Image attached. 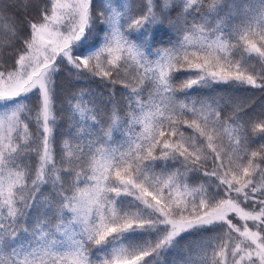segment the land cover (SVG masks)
Here are the masks:
<instances>
[{
    "label": "snow or ice",
    "instance_id": "6c2138e0",
    "mask_svg": "<svg viewBox=\"0 0 264 264\" xmlns=\"http://www.w3.org/2000/svg\"><path fill=\"white\" fill-rule=\"evenodd\" d=\"M0 264H264V0H0Z\"/></svg>",
    "mask_w": 264,
    "mask_h": 264
},
{
    "label": "trees",
    "instance_id": "16d2710c",
    "mask_svg": "<svg viewBox=\"0 0 264 264\" xmlns=\"http://www.w3.org/2000/svg\"><path fill=\"white\" fill-rule=\"evenodd\" d=\"M60 79H61V82H63L66 87H71L70 82L64 76H61Z\"/></svg>",
    "mask_w": 264,
    "mask_h": 264
}]
</instances>
